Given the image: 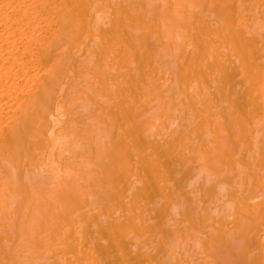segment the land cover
<instances>
[{"label":"bare ground","instance_id":"1","mask_svg":"<svg viewBox=\"0 0 264 264\" xmlns=\"http://www.w3.org/2000/svg\"><path fill=\"white\" fill-rule=\"evenodd\" d=\"M0 264H264V0H0Z\"/></svg>","mask_w":264,"mask_h":264}]
</instances>
